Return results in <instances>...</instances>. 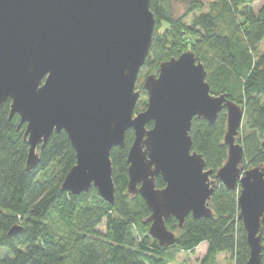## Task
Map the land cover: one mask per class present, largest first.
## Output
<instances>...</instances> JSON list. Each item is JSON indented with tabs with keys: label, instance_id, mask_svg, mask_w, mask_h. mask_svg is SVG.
<instances>
[{
	"label": "water",
	"instance_id": "water-1",
	"mask_svg": "<svg viewBox=\"0 0 264 264\" xmlns=\"http://www.w3.org/2000/svg\"><path fill=\"white\" fill-rule=\"evenodd\" d=\"M155 18L150 0H0V108L25 124L26 168L38 163L53 133L65 131L75 164L60 188L73 194L91 187L107 202L114 198L112 147L127 152V191L139 194L150 215L148 233L170 246L188 215L210 217L216 182L239 187L238 218L246 231L247 264H260L264 228V167L245 169L237 136L243 108L224 94H212L206 71L188 49L159 63L145 77V109L134 113L135 89L152 42ZM226 112L227 156L213 173L192 149L193 118L212 124ZM151 123L150 127L147 124ZM161 177L165 185L156 187Z\"/></svg>",
	"mask_w": 264,
	"mask_h": 264
},
{
	"label": "trees",
	"instance_id": "trees-1",
	"mask_svg": "<svg viewBox=\"0 0 264 264\" xmlns=\"http://www.w3.org/2000/svg\"><path fill=\"white\" fill-rule=\"evenodd\" d=\"M177 2L185 7L180 15L175 12ZM253 2L215 0L209 10L196 14L200 0H150L154 28L166 27L162 37L152 36L142 66L153 56L150 69L157 71L160 62L190 48L204 65L210 92L224 94L243 108L237 141L243 147L245 169L264 167V3L253 12ZM188 15L190 24L185 20ZM260 43L262 52L257 51ZM145 107L137 103L134 112ZM18 121L17 114L9 119V101L5 102L0 108V264H167L177 251H194L200 244L205 247L199 264H218L222 253L231 264H247L246 231L238 218L239 187L227 189L218 180L208 203L211 216L188 215L182 228L169 218L165 223L176 241L161 245L148 233L150 211L144 200L127 191L131 129L125 133L124 146H114L110 152L114 198L107 202L93 187L79 194L61 190L75 164V152L63 130L49 137L37 150L36 166L27 169L25 124L17 129ZM225 131L224 109L212 124L202 118L191 122L192 149L213 173L227 156ZM155 184L165 185L161 177ZM260 264H264V228Z\"/></svg>",
	"mask_w": 264,
	"mask_h": 264
},
{
	"label": "rangeland",
	"instance_id": "rangeland-1",
	"mask_svg": "<svg viewBox=\"0 0 264 264\" xmlns=\"http://www.w3.org/2000/svg\"><path fill=\"white\" fill-rule=\"evenodd\" d=\"M200 2H201L202 7L200 8L199 11L196 12V14H198L200 12H206L207 10H209L210 5L212 3H214L215 0H200ZM263 3H264V0H254V2L251 4L252 11L256 12ZM174 7H175V12L178 15L182 14L184 12V10H185L184 5L182 3H180V2L175 3ZM190 17H191V15H188L185 18V20H186V22L188 24H190ZM165 27H166V25H164V24H162L161 26H159L157 24L156 28H154V30H153L152 36L156 35V36H161L162 37L164 35ZM262 45H263L262 43H260L258 45L257 51H259V52L263 51V46ZM188 49H190V48H187L184 51H186ZM154 62L155 61L153 60V56L149 57L148 63L143 68L141 67V69L139 71L137 80L135 82V89H137L139 91V96H138V99H137V102H136V104L138 103V106L139 105L143 106L144 103L145 104L147 103V92H146L145 88L143 87V82H144L145 77L147 75L156 74L157 73V71H151V69H150L152 66H154L153 65ZM262 101L264 103V96L262 97ZM239 131H240V129H239ZM240 135H241V133H240ZM240 135H238L237 137H239ZM98 228L100 230H103V225H100ZM204 247H205V245L200 244L194 251H189V252L177 251L176 253H174V255L172 257V260L170 262H168L167 264H199V259L204 254ZM174 251H176V250H174ZM217 261H218V264H231V261L228 258V255L223 254V253L219 254L217 256Z\"/></svg>",
	"mask_w": 264,
	"mask_h": 264
}]
</instances>
